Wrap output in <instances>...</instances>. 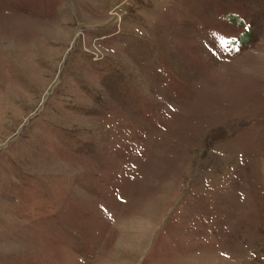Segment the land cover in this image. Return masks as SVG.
Here are the masks:
<instances>
[{"label": "rangeland", "instance_id": "rangeland-1", "mask_svg": "<svg viewBox=\"0 0 264 264\" xmlns=\"http://www.w3.org/2000/svg\"><path fill=\"white\" fill-rule=\"evenodd\" d=\"M0 264H264V0H0Z\"/></svg>", "mask_w": 264, "mask_h": 264}, {"label": "trees", "instance_id": "trees-1", "mask_svg": "<svg viewBox=\"0 0 264 264\" xmlns=\"http://www.w3.org/2000/svg\"><path fill=\"white\" fill-rule=\"evenodd\" d=\"M231 17V16H230ZM242 22H243V20H241V24H242ZM222 32V31H221ZM247 36H249V35H247Z\"/></svg>", "mask_w": 264, "mask_h": 264}]
</instances>
